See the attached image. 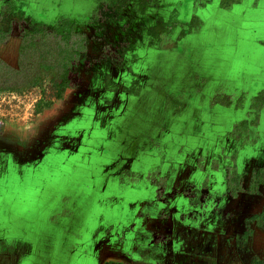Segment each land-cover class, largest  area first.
<instances>
[{
	"label": "crops",
	"instance_id": "crops-1",
	"mask_svg": "<svg viewBox=\"0 0 264 264\" xmlns=\"http://www.w3.org/2000/svg\"><path fill=\"white\" fill-rule=\"evenodd\" d=\"M96 2L0 0L3 29L11 22L52 29L63 15L86 36L89 58L106 44L127 43L117 64L81 62L85 83L58 90L38 114L36 169L26 167V123L0 106V264L264 258V226L248 219L264 206V181L250 190L264 165V105L256 125L238 138L231 133L264 90V0H156L97 22ZM21 43L19 35L2 40L0 60L18 66ZM220 90L244 91L243 103H212ZM232 166L240 186L234 196ZM26 171L45 183L39 193L50 191L46 182L69 193L70 215L40 216L38 229L23 231L15 247L14 225L26 221ZM15 196L24 204L17 211Z\"/></svg>",
	"mask_w": 264,
	"mask_h": 264
},
{
	"label": "rangeland",
	"instance_id": "rangeland-1",
	"mask_svg": "<svg viewBox=\"0 0 264 264\" xmlns=\"http://www.w3.org/2000/svg\"><path fill=\"white\" fill-rule=\"evenodd\" d=\"M136 1H138L139 5L143 7L145 4H149L155 0ZM136 1H134V4L137 3ZM102 2L120 7L127 2H132V0H127L125 3L123 0H97L96 6H98ZM62 16L63 15H61L60 18ZM109 19L115 18L112 17ZM165 38H167V34H164V36H162V39ZM107 45L109 44H106V46ZM64 46L65 45L63 44H57L55 42L54 35L47 34L45 39L40 38V34L29 36L27 38L25 36L23 37L22 47L19 55V63L15 68V71L11 72L9 75V72H7V70L4 69L2 64L0 63V106L4 110V113H6V110H9L10 114H15V119L17 121H21L24 125L26 123V133H24L23 135L26 136V157L28 156V158H30V160H28V158L26 159V167L29 166L30 169H36L37 167H39L38 160L35 159L36 155H38L39 152L38 143L33 142V138H35L36 133H38L37 116L46 107H48L50 103H52L57 95L60 62L68 51V46ZM46 50H49L53 54L55 53L56 58L53 59L52 55L45 56L44 53L46 52ZM79 55H82L85 58H89L86 56V50L82 51ZM239 73L240 71H237L235 74L237 75ZM7 76H9V78L5 80V77ZM223 90H220L212 95V103H218L222 106H228L227 102H225L224 100L225 98H222L223 95L220 94L226 93V91ZM241 91L242 90H239L237 94L233 95V97L231 96L234 102L240 96ZM250 107L251 112L249 113L248 119L254 121V109L252 108V101L250 103ZM244 130L245 129L241 127V129L239 130L240 134ZM22 131L24 132L23 129ZM21 132L20 134L22 135ZM20 134L17 133V136L20 137ZM35 172L37 171L35 170ZM37 177L38 176H36V180H34L27 172V191L25 202L26 221L24 224L16 223V225H14L16 238L13 242V245L15 247H18L20 244L23 245V240L18 239V237L24 234L25 231L26 234H28L29 232H33L35 229H38L40 216L45 215L48 219L53 220L54 217L60 214H68V216L70 215V208L66 205V203H68V201L70 200L69 193L58 191L54 192L52 188H50L51 183L46 182V189L50 191L47 192L46 195L44 192H40L42 193V197H39L40 193L38 192V190L39 188L45 190V188L43 187L45 186V183L41 182V184L39 185ZM42 198L48 201V205L47 203L45 205L44 202L40 204L39 200H41ZM14 199L15 210L22 208V205L24 204L19 196H15ZM49 210L52 211L49 212ZM27 241L26 245L30 243V241L28 243ZM28 246H32V244Z\"/></svg>",
	"mask_w": 264,
	"mask_h": 264
},
{
	"label": "trees",
	"instance_id": "trees-1",
	"mask_svg": "<svg viewBox=\"0 0 264 264\" xmlns=\"http://www.w3.org/2000/svg\"><path fill=\"white\" fill-rule=\"evenodd\" d=\"M112 17L113 18L118 17L117 6L110 5L105 2H102L98 6H96L94 13L92 14V20L96 22L104 21ZM17 28L20 29V33L26 36L28 35L33 36L36 34H40V38L45 39L47 34L54 35L55 42L57 44L60 43L65 46H68V51L60 62L59 84H58L59 91L65 87L82 86L85 83V80L80 75L77 69L78 65L81 62H83L85 65H90L91 62L93 61L108 58L113 62V64H117L121 60L122 50L127 44L125 41L109 44L102 49V53L98 57L85 58L84 56L79 55L81 54L82 51L86 49L85 35L76 32L75 24L66 17H61L58 20L56 26L51 30L43 25H30V24H26L22 26L18 25ZM8 34H9V30L6 31L0 27V41L4 40L8 36ZM44 55L45 56L52 55L53 59L56 58L55 53L53 54L49 50H46ZM0 63L2 64L3 68L6 69L7 72H9V75L11 72L15 71V68L9 67L3 62ZM8 78L9 76L5 77V80H7ZM220 94L223 95L222 98L223 97L225 98L224 100L225 102H227V105L234 104L236 106H239L243 103L245 98L244 91L241 92L240 96L236 99L235 102L232 100L231 97L233 95L229 93H220ZM263 105H264V90H261L252 97V108L254 109V121L249 119H244L234 124L231 132L232 135L238 138L240 137L239 130L241 129V127L246 129V127L249 124H257V119L259 117L258 112ZM252 178L256 183L264 181V166L258 167L253 172ZM228 189H229L228 190L229 194L232 196L236 195L238 190H240L239 174L236 172L235 166H232L228 171ZM252 191L254 190L252 189ZM248 219L256 220L258 225L264 226V206L258 213L252 214L250 217H248ZM251 231L252 229L250 227H247L246 230L244 231L243 236L246 237L251 233ZM250 264H264V258L254 256L251 259Z\"/></svg>",
	"mask_w": 264,
	"mask_h": 264
},
{
	"label": "flooded vegetation",
	"instance_id": "flooded-vegetation-1",
	"mask_svg": "<svg viewBox=\"0 0 264 264\" xmlns=\"http://www.w3.org/2000/svg\"><path fill=\"white\" fill-rule=\"evenodd\" d=\"M127 0H125L124 1V3L126 2ZM134 1H136V0H132V2H127V3H125L124 5H121L120 7H117V10H118V17L117 18H119L120 17V14H121V9L124 7V6H128V5H133L134 4ZM137 2V3H136ZM135 3L136 4H138L139 5V3H138V1H136ZM154 2H156V0L155 1H153V2H151V3H149V4H152V3H154ZM136 4H134V5H136ZM198 4H199V1H198ZM146 5H148V4H145L144 6H146ZM143 6V7H144ZM27 24V23H26ZM25 23H17V22H11L10 23V25H9V27L7 28V29H4V30H6V31H8L9 30V34H8V36H10V35H19V36H21V38H22V41H23V37H25L26 35H23L22 33H20V29L19 28H17L18 27V25H20V26H22V25H26ZM56 26V25H55ZM54 26V27H55ZM53 27V28H54ZM2 28V27H1ZM3 29V28H2ZM51 30V29H50ZM7 36V37H8ZM6 37V38H7ZM27 37H29V35L28 36H26V38ZM85 39H86V36H85ZM1 42V41H0ZM86 43V42H85ZM86 45V44H85ZM21 47H22V43H21ZM21 49V48H20ZM0 62H3L2 60H0ZM4 64H6L5 62H3ZM6 65H8V64H6ZM9 66V65H8ZM9 67H11V66H9ZM17 67V66H16ZM16 67H13V68H16ZM262 166H264V165H262ZM260 167V166H259ZM258 168V167H257ZM256 168V169H257ZM255 169V170H256ZM254 170V171H255ZM253 175V174H252ZM261 182H263V181H261ZM252 183H253V187L251 186V188H250V190L252 191V189L254 190V192H256L257 191V184L258 183H260V182H258V183H256V182H254V180H253V178H252ZM253 192V191H252ZM260 226H262V225H260Z\"/></svg>",
	"mask_w": 264,
	"mask_h": 264
},
{
	"label": "built area",
	"instance_id": "built-area-1",
	"mask_svg": "<svg viewBox=\"0 0 264 264\" xmlns=\"http://www.w3.org/2000/svg\"><path fill=\"white\" fill-rule=\"evenodd\" d=\"M3 98V97H2Z\"/></svg>",
	"mask_w": 264,
	"mask_h": 264
}]
</instances>
